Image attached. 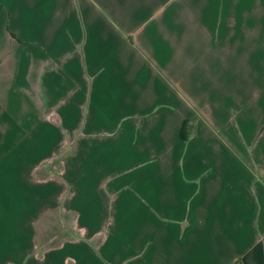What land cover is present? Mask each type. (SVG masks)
I'll list each match as a JSON object with an SVG mask.
<instances>
[{"label":"crops","instance_id":"1","mask_svg":"<svg viewBox=\"0 0 264 264\" xmlns=\"http://www.w3.org/2000/svg\"><path fill=\"white\" fill-rule=\"evenodd\" d=\"M0 264H264V0H0Z\"/></svg>","mask_w":264,"mask_h":264},{"label":"rangeland","instance_id":"2","mask_svg":"<svg viewBox=\"0 0 264 264\" xmlns=\"http://www.w3.org/2000/svg\"><path fill=\"white\" fill-rule=\"evenodd\" d=\"M40 225H41V231H40L39 236L41 239L39 240V242L43 246L59 243L61 241V238H63L65 235L69 237L72 231L70 215L60 216L58 214H47L43 216V218L41 219ZM55 232L61 233L59 238L53 241L45 240L47 235L55 233Z\"/></svg>","mask_w":264,"mask_h":264},{"label":"trees","instance_id":"3","mask_svg":"<svg viewBox=\"0 0 264 264\" xmlns=\"http://www.w3.org/2000/svg\"><path fill=\"white\" fill-rule=\"evenodd\" d=\"M187 125H188V122L184 121L182 124L181 130H180V137L181 139H184V140L187 138V135H188Z\"/></svg>","mask_w":264,"mask_h":264}]
</instances>
